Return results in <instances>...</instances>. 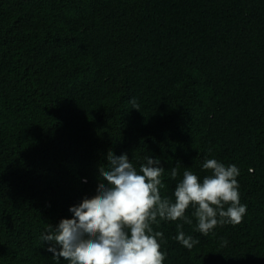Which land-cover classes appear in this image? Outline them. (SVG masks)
<instances>
[{"label":"trees","instance_id":"trees-1","mask_svg":"<svg viewBox=\"0 0 264 264\" xmlns=\"http://www.w3.org/2000/svg\"><path fill=\"white\" fill-rule=\"evenodd\" d=\"M110 151L158 158L171 199L186 169L235 164L241 223L203 235L190 206L152 227L164 264H264V0H0V264H68L41 236Z\"/></svg>","mask_w":264,"mask_h":264},{"label":"clouds","instance_id":"clouds-1","mask_svg":"<svg viewBox=\"0 0 264 264\" xmlns=\"http://www.w3.org/2000/svg\"><path fill=\"white\" fill-rule=\"evenodd\" d=\"M130 103L139 110L135 98ZM107 160L99 169L96 194L70 206L73 216L62 218L55 227L49 224L42 234L53 259L63 258L68 264H164L166 253L160 243L164 234L152 225L159 226L161 221L191 224L185 215L191 206L197 230L208 235L218 225L241 223L246 214L235 164L207 159L202 168L209 174L202 180L186 169L171 199L161 196L165 170L158 158L145 156L139 171L126 153L117 156L110 151ZM170 175L175 179L178 167ZM176 227L174 238L191 250L199 241L185 235L183 224Z\"/></svg>","mask_w":264,"mask_h":264}]
</instances>
